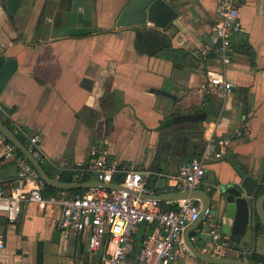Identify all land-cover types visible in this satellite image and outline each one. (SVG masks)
<instances>
[{
	"label": "crops",
	"instance_id": "1",
	"mask_svg": "<svg viewBox=\"0 0 264 264\" xmlns=\"http://www.w3.org/2000/svg\"><path fill=\"white\" fill-rule=\"evenodd\" d=\"M166 1L178 17L164 28L145 25L171 34V47L150 56L138 53L133 45L135 27L143 25H116L127 0H22L11 17L0 0V54L17 62L0 92L5 109L0 115L10 119L14 130L25 128L26 139L28 134L38 135L52 178L58 179L60 170L85 160L95 146L105 148L118 164H133L146 172L145 182L157 194L173 193L178 165L190 160L188 154L200 149L202 139L210 133L225 135L241 124V88L249 90L248 133L234 140L222 157L205 163L199 188L216 195L220 187L239 181L241 175L260 173L264 163V0H235L242 30L232 37L231 62L223 70L236 87L224 98L203 94L205 67L192 54L193 48L206 43L217 20L216 0ZM243 43L251 48V56ZM205 65L221 68L212 58ZM183 114L203 118L174 119ZM107 117L112 119L106 122ZM169 119L173 123L165 126ZM3 151L0 144V185L14 187L18 178L10 172L15 165L3 157ZM233 161L241 165V173ZM212 210L228 237L219 256L248 260L242 247L264 255V234L254 237L249 226L234 247L223 231V224L229 227L232 219L223 217L221 207ZM59 215L56 204L23 201L17 219L4 223L0 262L38 264L41 248L42 264H103L101 251H89L82 235L55 227ZM192 226L190 236H196L197 249H211L205 221ZM155 227V222L140 224L134 244L135 236L149 234ZM55 230L57 238H53ZM200 261L193 254L175 264Z\"/></svg>",
	"mask_w": 264,
	"mask_h": 264
},
{
	"label": "built area",
	"instance_id": "2",
	"mask_svg": "<svg viewBox=\"0 0 264 264\" xmlns=\"http://www.w3.org/2000/svg\"><path fill=\"white\" fill-rule=\"evenodd\" d=\"M214 12L217 20L211 26L208 40L193 48L192 54L198 59V65L205 67V79L201 84L203 94L224 98L236 87L223 69L231 62L232 37L242 30V24L235 0H216ZM211 58L220 62V69L205 65ZM0 112L5 113L2 105ZM250 115L249 112L243 115L241 124L230 133L206 135L199 156L178 165L171 191L199 188L204 182L205 163L222 157L234 140L247 135L246 120ZM38 141L36 133L28 134L26 146L42 164L46 157ZM0 144L4 147L3 157L11 159L17 168L18 178L16 187L0 185V219L4 222L12 223L17 219L23 201L56 204L60 215L55 220V227L82 235L89 251H101L103 264H175L180 258L193 255L182 234L185 227L200 215L199 198L188 196L170 200L174 208L163 210L160 200L153 196L156 191L146 185V172L133 164H118L105 148L95 146L89 149L85 160L70 164L68 169L73 178L76 182L98 180L119 186H92L82 193L61 190L57 195L46 197L43 195L45 181L2 132ZM215 218L214 210L207 209L203 221L207 224L212 245L211 249L204 246L200 251L219 256L228 245V237L222 233L221 223ZM151 222L156 223L154 231L147 234L139 250L133 254V235L140 224ZM189 239L194 242L196 236ZM4 246V224L0 222V250ZM241 253L243 257L247 256L249 248L242 247ZM200 264L211 263L201 259Z\"/></svg>",
	"mask_w": 264,
	"mask_h": 264
},
{
	"label": "water",
	"instance_id": "3",
	"mask_svg": "<svg viewBox=\"0 0 264 264\" xmlns=\"http://www.w3.org/2000/svg\"><path fill=\"white\" fill-rule=\"evenodd\" d=\"M22 0H2L8 15L10 17L17 11ZM178 17L177 10L166 0H127L119 11L116 18L117 26H126L131 24L145 25L147 22L156 27L164 28L169 26L174 19ZM17 67V62L14 57L0 54V92L6 82L13 74ZM163 92V91H162ZM201 115L183 114L175 117V120H196L201 119ZM106 122L112 117H107ZM0 132H2L8 140L28 159L34 166L40 177L49 186L57 189L70 190L79 188H89L92 186H102L105 188L118 187L117 183H104L98 180H88L84 182H67L57 178H52L43 168L42 164L33 157L25 143H23L16 134L0 120ZM12 177L17 176V168L14 167L10 172ZM264 184V163L258 175L243 174L239 181H235L225 187H220L217 194L208 192L204 189L184 190L173 193L153 195L160 201L174 200L181 197H196L201 201V212L199 217L186 226L184 232V241L190 251L199 259L206 260L211 264H255L251 261L242 258L227 257V256H210L201 253L195 246L194 242L190 241V233L193 229V224L198 221L202 222L205 212L209 208H222L223 217L232 219L229 227L223 224V231L229 235L231 244L236 247L240 238L244 235L247 228L252 223V208L254 207L260 223L264 226V192L254 199V189L259 185ZM18 185V180L14 182V187ZM59 231H54V237L57 238Z\"/></svg>",
	"mask_w": 264,
	"mask_h": 264
},
{
	"label": "trees",
	"instance_id": "4",
	"mask_svg": "<svg viewBox=\"0 0 264 264\" xmlns=\"http://www.w3.org/2000/svg\"><path fill=\"white\" fill-rule=\"evenodd\" d=\"M135 36H134V48L135 50L140 53V54H146V55H156L159 52H161L162 50H167L171 47V34L166 33L165 29H159L156 27H152V26H137L135 27ZM243 46H245L244 51L246 52V54L248 55H252V50L249 47V45H246L243 43ZM242 91V98L240 99L242 102V116L246 115L247 112L249 111V102H248V95H249V90L246 88H241ZM8 111V110H7ZM10 112V110H9ZM0 120L7 126L9 127L12 131H14V126H12V124L10 123V119L3 115H0ZM173 120L169 119L166 121L165 126H169V124H172ZM164 127V126H162ZM161 127V128H162ZM160 128V129H161ZM26 132L27 130L25 128H21L19 131H17L15 134L16 136L23 142L26 143ZM203 139H202V143H201V147L199 150H193L192 153L188 154L189 158L192 159L193 157H197L200 154V150L203 147ZM169 145V144H168ZM170 146V145H169ZM19 154H21V152L19 150H17ZM158 158V154L156 156ZM155 157V158H156ZM186 162V161H184ZM48 163H42L43 168L45 169V171L48 173V175L50 177H54L53 171H51L50 167L47 165ZM233 166L236 168V170L238 172H242V168L241 165L238 162H234L233 161ZM58 179L62 180V181H67V182H71L73 180V173L72 171H70L68 168H64L62 170H60V173L58 175ZM147 186H150V184L147 182L146 183ZM87 189H73V190H69L71 193H82L83 191H85ZM59 189H56L52 186L46 185L45 190L43 191V195L48 197L50 195H57L56 193L59 192ZM211 192V190L209 191ZM264 192V184L259 185L258 187H256L254 189V199L260 195L261 193ZM160 207L163 210H169L171 208H174V204L169 202L168 205H165L164 201H160ZM252 223H251V229L253 232L254 237L260 234H264V226L260 223L256 210L253 207L252 208ZM1 223H5L2 219H0ZM148 233L146 234H140L139 236L137 235V237L135 236L136 242L134 244L133 247V254H135L139 248L142 245V242L144 241V239L146 238ZM136 235V234H135ZM247 259L255 264L261 262L262 264L264 261V255L261 253H256V251H251L247 256ZM43 261V254H42V249L39 248L38 250V255H37V262L38 264H42Z\"/></svg>",
	"mask_w": 264,
	"mask_h": 264
}]
</instances>
